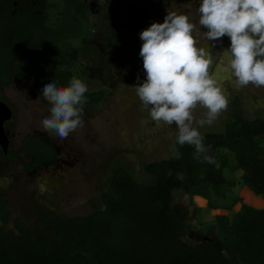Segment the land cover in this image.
Instances as JSON below:
<instances>
[{
	"label": "trees",
	"instance_id": "16d2710c",
	"mask_svg": "<svg viewBox=\"0 0 264 264\" xmlns=\"http://www.w3.org/2000/svg\"><path fill=\"white\" fill-rule=\"evenodd\" d=\"M62 1L58 25L47 24L42 13L26 11L11 25L3 24L0 32V88L14 78L31 80L49 109L42 89L51 79L67 85L71 69L66 43L89 32L84 4ZM166 2L141 3L131 19L146 25ZM83 41L82 49L91 55ZM126 61L132 64L133 59ZM85 97L94 102L96 89H88ZM39 137H29L24 145L28 162L22 166L28 173L52 164L57 156L51 141ZM202 137L207 150L199 158L194 146H181L175 139L173 156L144 163L143 170L154 177L150 184L138 182L122 166L114 168L101 206L88 214L39 212L38 221L54 236H36L19 219L8 227L11 212L0 192V264H264V207L242 203L231 217L217 214L215 240L192 243L186 239L189 231L182 213L172 205L178 189L209 200L211 194L225 197V189L234 185L224 175L225 168L241 170L240 181L264 200V118L246 119L234 97L224 130L207 131ZM222 149L232 154L233 164ZM1 155L16 156L13 151Z\"/></svg>",
	"mask_w": 264,
	"mask_h": 264
},
{
	"label": "rangeland",
	"instance_id": "374dc122",
	"mask_svg": "<svg viewBox=\"0 0 264 264\" xmlns=\"http://www.w3.org/2000/svg\"><path fill=\"white\" fill-rule=\"evenodd\" d=\"M93 2L108 4V21L104 25L115 32L117 42L112 51L107 50V54L102 45H98L101 52L92 58L80 52L77 46L73 45L69 49L71 73L65 86H68L75 76L81 79L88 89H96L98 94L94 102L86 100L81 127L63 140L54 132L46 131L41 121L50 115V109L42 103L31 80L14 78L0 88V99L10 104L14 113L13 118L5 123V129L11 139L9 150L16 156L14 159H8L0 153V192L4 194L6 206L11 212L7 226L12 227L13 220L19 219L24 226L34 231L36 236H54L51 228L38 221L39 212L50 210L67 215L88 214L101 206V196L109 190L108 183L114 168L122 166L131 172L138 182L150 184L154 182V177L143 170V164L168 158L176 152L174 146L176 126L155 124L132 88L142 84L147 78L143 69V58L140 56L143 44L140 33L152 23H163L168 9L173 4L180 12L189 14L194 23H198L196 10L202 0H167L151 21L142 26L135 24L131 18L139 3L149 0H93ZM188 3L192 4L191 9L183 7ZM46 5L49 6L46 10L47 21L57 23L61 18L58 10L63 9V1L47 0ZM88 17L92 23L97 17L90 8ZM2 25L0 21V32L4 29ZM96 25L93 29L98 32ZM200 30L207 31L203 27ZM91 43L99 44L98 37L95 36ZM230 43L228 36L216 41L202 40V46L208 47L217 63L221 60L223 51L230 47ZM97 59L101 63H98ZM126 59H133L132 64ZM217 77L223 83L229 97L228 109L212 125L200 127L201 135L207 131L224 130L225 123L231 118L234 97H238L240 110L246 119L264 118V87L249 85L236 89L229 82L228 73L220 71ZM52 81L51 79L49 82ZM205 112V109L197 108L194 115L199 120L204 117ZM40 134L57 147L58 161L56 164L28 173L22 166V162H28L24 145L29 137L40 138ZM221 152L226 153L230 165L233 164L232 154L226 149H222ZM223 172L227 178L233 179L234 185L225 189V197H222L225 199H219L211 194L210 201L218 199L220 203H217L218 210L215 209L216 212L213 211L211 216L206 218L203 215L210 212L209 199L203 197L206 204L204 207L199 206L200 212L197 209L198 215H195L196 210L191 209L195 206L188 198L190 195H186L182 189L174 191L173 208L179 212L184 211V221L190 230L187 241L193 243L201 238L214 239L216 229L212 222L213 216L217 213L232 216L234 212L240 210L244 202L255 207L261 206L257 201L244 195L245 190L241 189L242 181L240 183L238 172H233V176L229 168H225ZM247 190L254 194L250 189ZM258 197L264 202L260 196ZM200 216L201 219L198 220Z\"/></svg>",
	"mask_w": 264,
	"mask_h": 264
},
{
	"label": "clouds",
	"instance_id": "9594fccd",
	"mask_svg": "<svg viewBox=\"0 0 264 264\" xmlns=\"http://www.w3.org/2000/svg\"><path fill=\"white\" fill-rule=\"evenodd\" d=\"M183 7L191 9L192 4ZM196 11L198 23L173 4L163 23H152L140 33L147 78L132 88L151 120L175 125L176 143L194 146L199 158L207 150L200 127L212 125L229 105L217 73H228L236 89L264 87V0H202ZM201 27L207 31L201 32ZM224 36L230 38V47L217 63L202 40ZM87 91V85L75 76L68 86L47 83L42 96L51 107L50 115L41 121L43 128L67 139L83 125ZM197 108L206 110L199 120L194 115Z\"/></svg>",
	"mask_w": 264,
	"mask_h": 264
},
{
	"label": "flooded vegetation",
	"instance_id": "af4514ba",
	"mask_svg": "<svg viewBox=\"0 0 264 264\" xmlns=\"http://www.w3.org/2000/svg\"><path fill=\"white\" fill-rule=\"evenodd\" d=\"M58 1H62V0H58ZM79 1H81L84 4L85 18L87 20L86 24H87V28L89 29V32H87V35L82 37V38L72 39V40L67 41L66 53L69 55V49L71 46L74 45V46H77V48L79 49L80 52H82V53L86 54L88 57L92 58L93 56H98L100 54L101 51L97 46L102 45L104 52L107 54V50H111L117 42L116 41L117 36L114 34L115 32L113 30H109L108 27L106 25H104V23L108 21V4L107 3H106V5H103L101 3L97 4V3L93 2V0H79ZM110 1H115V0H110ZM46 2H47V0H0V21L7 26H8V24L11 25L14 18H16V19L21 18L22 16L25 15L26 11H34L37 13H42L47 18V11L46 10H47V8H49V6L46 5ZM139 5H140V3H139ZM89 8H90V11H93L94 13H96V16H97L93 23L90 21V19L88 17V9ZM58 13L60 14L59 10H58ZM47 24H51V25L57 24L58 25L59 21L57 23H53V24L51 22L47 21ZM95 24H97L96 29L98 32H95L93 29V26ZM95 36L98 37V41L100 42L97 45L91 43ZM82 39L85 40L87 42V44L90 46V49L92 51L91 55L87 54L82 49V44H83L82 42H84ZM109 40H110V42H109ZM97 60H98V63H101V61L99 59H97ZM112 77H113L112 74H110V78H112ZM0 100H2V99H0ZM11 109H12V107H11ZM12 112H13V109H12ZM13 115H14V113H13ZM10 120H8V121H10ZM5 123H4V126H5ZM8 135L10 138L9 132H8ZM39 136H41V134ZM9 145H10V142H9ZM51 145L54 148L57 156H56L55 160L53 161V163L50 165H47V166H51L53 164H56V162L58 161V154L59 153L57 151V147L52 142H51ZM8 151H10V150H8Z\"/></svg>",
	"mask_w": 264,
	"mask_h": 264
},
{
	"label": "crops",
	"instance_id": "0c3cea01",
	"mask_svg": "<svg viewBox=\"0 0 264 264\" xmlns=\"http://www.w3.org/2000/svg\"><path fill=\"white\" fill-rule=\"evenodd\" d=\"M239 173L240 175H241V170L240 171H238V170H236V173ZM230 174L233 176V172L231 173L230 172ZM227 178V177H226ZM227 179H230V180H233L232 178H227ZM240 183H241V181H240ZM242 188L241 189H244L245 191H244V195L248 198V199H252V200H255V201H257L258 203H260L261 204V206L260 207H258V208H261V207H263L264 206V202L263 201H261L260 199H259V197L258 196H255L254 194H252L251 192H249L248 190H247V187L243 184V183H241V185H240ZM187 195V194H186ZM188 198H190L191 199V201H192V204L195 206V207H191V209L193 210V211H195L196 210V213L194 212V214L195 215H198V211H197V209L199 210V206H203L204 207V204H206L205 202H206V200H204L203 199V197L202 196H199V195H193V196H190V197H188ZM219 199L221 198V197H218ZM222 199H225V198H222ZM227 199V198H226ZM217 201H213V202H211L210 200H209V203H208V205H210V212L208 213V215L207 214H204L203 215V217L205 216V218H206V216H211V214H212V212L213 211H215V209L216 210H218V206H217V203L219 204L220 202V200H218V199H216ZM248 202V201H247ZM245 203V202H244ZM253 206V205H252ZM195 208V209H194ZM179 212V211H178ZM184 212V211H183ZM183 212H181L182 213V215H183V218L185 219V215H184V213ZM199 212H200V210H199ZM216 212V211H215ZM217 214H225V213H217ZM216 214V215H217ZM194 215V216H195ZM225 215H227V214H225ZM213 216V215H212ZM214 218H215V215L213 216ZM212 217V218H213ZM229 217H231V216H229ZM201 219V216L199 217V219L198 220H200ZM197 220V217H196V223L198 224V221ZM195 221V220H194ZM212 224H213V226H214V221L212 222ZM187 229H188V227H187ZM188 231H190L189 229H188ZM188 236H189V232H188ZM201 239H204V238H201Z\"/></svg>",
	"mask_w": 264,
	"mask_h": 264
},
{
	"label": "water",
	"instance_id": "95a60500",
	"mask_svg": "<svg viewBox=\"0 0 264 264\" xmlns=\"http://www.w3.org/2000/svg\"><path fill=\"white\" fill-rule=\"evenodd\" d=\"M13 117L11 106L4 100H0V152L7 153L10 138L4 123Z\"/></svg>",
	"mask_w": 264,
	"mask_h": 264
}]
</instances>
